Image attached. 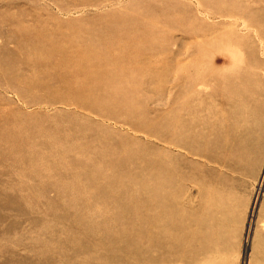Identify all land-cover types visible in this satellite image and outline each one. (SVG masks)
Here are the masks:
<instances>
[{
    "label": "rangeland",
    "instance_id": "374dc122",
    "mask_svg": "<svg viewBox=\"0 0 264 264\" xmlns=\"http://www.w3.org/2000/svg\"><path fill=\"white\" fill-rule=\"evenodd\" d=\"M0 264H264V0H0Z\"/></svg>",
    "mask_w": 264,
    "mask_h": 264
},
{
    "label": "bare ground",
    "instance_id": "6f19581e",
    "mask_svg": "<svg viewBox=\"0 0 264 264\" xmlns=\"http://www.w3.org/2000/svg\"><path fill=\"white\" fill-rule=\"evenodd\" d=\"M218 18H219V17H218ZM220 18H221V16H220ZM243 26H244V25H243ZM244 27H245V26H244ZM39 37H40V36H39ZM40 38H41V37H40ZM38 39H39V38H38ZM111 42H112V41H111ZM117 42H118V41H117ZM119 42H120V41H119ZM113 44H114V43H113ZM53 47H54V46H53ZM111 48H112V47H111ZM120 48H121V47H120ZM128 48H129V47H128ZM56 50H57V49H56ZM88 50H89V49H88ZM120 50H121V49H120ZM97 51H98V50H97ZM78 52H79V51H78ZM92 52H93V51H92ZM109 52H110V51H109ZM127 52H128V51H127ZM98 53H99V52H98ZM122 54H123V53H122ZM126 54H127V53H126ZM88 55L90 56V54H88ZM93 55H94V54H93ZM93 55H91L92 58H94ZM95 55H96V54H95ZM133 55H134V54H133ZM78 57H79V58L76 57L75 59L72 58L73 60H72V59L70 60L71 62L68 63V66H69V68H73V69L76 70L77 75L79 74V75H78V76H79V79H80V76H81L82 79L84 78V79L87 80V77L91 78V77H90V74H89V76H87V74H88V71L92 69V68L88 67V66H91V67H92V65L89 64V63L91 62L92 59L90 60V62L88 61L89 63L85 62V59H87L88 56L84 55L83 52H80V53L78 54ZM103 57H104V56H103ZM135 57H136V56H135ZM96 58H97V57H96ZM128 58H129V57H128ZM76 59H77V60H76ZM79 59H81L80 61L83 60V62H80ZM88 59H90V58H88ZM123 59H124V58H123ZM62 60H63V59H62ZM100 61H101V60H100ZM100 61H99V62H100ZM64 62H65V61H64ZM64 62L62 61L61 63H64ZM92 62H93V61H92ZM92 62H91V63H92ZM128 63H129V62H128ZM94 66H95V65H94ZM71 71H72V70H71ZM73 71H74V70H73ZM140 71H141V70H140ZM148 71H149V70H148ZM81 72H82V73H81ZM89 72H90V71H89ZM119 72H120V71H119ZM138 72H139V71H138ZM109 74H110V73H109ZM140 74H141V73H140ZM120 76H121V75H120ZM66 77H67V76H66ZM70 77H71V76H70ZM73 77H75V76H73ZM76 77H77V76H76ZM76 77H75L73 80H68L69 83L75 82V79L78 78V77H77V78H76ZM118 77H119V76H118ZM125 77H126V76H125ZM92 78H93V77H92ZM104 78H105V77H104ZM123 78H124V77H123ZM61 79H62V78H61ZM67 79H68V78H67ZM124 79H125V78H124ZM101 80H102V79H101ZM65 81H66V80H65ZM80 81H81V80H80ZM133 82H134V81H133ZM60 83H61V82H60ZM66 83H67V82H66ZM69 83H68L67 85H66V84H64V85H66V87L68 88V85H70ZM98 84H101V82H99ZM72 85H73V84H72ZM72 85H70V86H72ZM86 85H88V84H86ZM102 85H103V84H102ZM204 85H205V86H208L207 88H210V89L213 90V88H214L213 86L216 85V84H214V81H213V82H211V83H204ZM87 87H88V86H87ZM87 87H86V88H87ZM92 87H93V86H92ZM92 87H89V88L91 89ZM101 87H102V86H101ZM71 88H72V87H71ZM82 88H83V87H82ZM89 88H88V89H89ZM99 88H100V87H99ZM94 89H95V88H94ZM96 89H97V88H96ZM96 89H95V90H96ZM91 90H93V89H91ZM108 99H109V98H108ZM108 99H107V100H108ZM42 100H43V99H42ZM114 103H115V102H114ZM114 103H113V104H114ZM108 107H109V106H108ZM108 107H107V108H108ZM116 108H117V107H116ZM106 111H107V110H106ZM108 111H110V110H108ZM110 114H111V113H110ZM187 116H188V115H187ZM112 119H113V118H112ZM112 119H111V120H112ZM120 121H121V120H120ZM124 122H125V121H124ZM130 122H131V121H130ZM149 128H150V127H149ZM132 129H133V128H132ZM178 129H179V128H178ZM146 130H147V129H146ZM180 130H181V129H180ZM169 133H170V132H169ZM182 133H183V132H182ZM183 134H184V133H183ZM160 138H161V136H160ZM162 138H163V137H162ZM162 138H161L160 140H162ZM167 141H168V140H167ZM164 142H165V141H164ZM167 143H168V142H167ZM171 146H172V145H171ZM133 155L135 156V153H133ZM136 155H137V154H136ZM140 156H141V155H140ZM153 156H154V155H153ZM170 156H171V155H170ZM186 156H187V155H186ZM157 159H158V158H157ZM154 160H155V159H154L152 156L149 157V161H150V162H153ZM159 163H160V162H159ZM152 164H153V163H152ZM162 165H163V164H162ZM173 169H174V168H173ZM169 171H170V170H169ZM181 172H182V171H181Z\"/></svg>",
    "mask_w": 264,
    "mask_h": 264
}]
</instances>
